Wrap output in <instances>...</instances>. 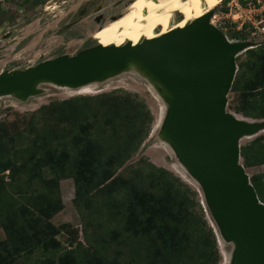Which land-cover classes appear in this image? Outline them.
Here are the masks:
<instances>
[{
  "label": "rangeland",
  "instance_id": "1",
  "mask_svg": "<svg viewBox=\"0 0 264 264\" xmlns=\"http://www.w3.org/2000/svg\"><path fill=\"white\" fill-rule=\"evenodd\" d=\"M132 1L0 0V73L23 71L61 55L73 56L100 45L101 41L113 44L109 37L104 39L96 37L99 29L92 34L94 38L101 41L91 38L90 32L119 16ZM234 4L248 9L251 21L259 20L264 16V0L250 2L249 0H227L212 10L211 23L227 39L246 42L249 45L248 49L259 46L264 51V23L257 25V30L248 26L236 32V26L228 22L230 20L227 16L224 17V14L228 13V8L234 9ZM259 12H261L260 17L254 15ZM235 33H238L237 37L233 36ZM120 43L124 44V41ZM244 52L237 56L236 70L238 62L244 60ZM141 74L135 66H131L128 70L108 79L95 82L88 89L87 94L76 88L64 90L50 84H41L37 86L40 92L24 101L15 96L1 98V145L10 153L18 152L19 154L21 151L20 159L23 160L25 157L23 148L26 149L29 141L33 139V129L38 130L39 134H42L43 127L50 128L54 134H59L63 130L67 137L66 143L74 135L81 137V134H91L90 139L102 135L103 142H105L106 134L111 137L112 142L108 143L113 149L104 156L105 160L101 161L97 157H92L95 155L92 153L83 159V165H86L91 176L86 175L84 187L87 189L93 185L95 178L106 177L105 175L111 172L117 175L116 180L101 193L82 195L77 202L72 201L73 180L70 178L59 180L58 189L62 208L48 218H42L43 222L50 224L53 238L60 243L62 249L67 247L65 241H70L77 232L76 238L88 251L86 255L93 254L92 259L94 257V260H99L100 256L105 255L109 261L116 264H135L133 257L139 248L140 240L136 239V236L123 233V226L129 218L132 223L141 224V228L138 227L140 232L148 231L150 235L148 223L150 219H146L150 208L145 207L144 214H141L143 217L136 216V211L139 209L138 206L136 207L138 199L135 198L133 202L128 203L125 193L131 191L141 196L143 191L145 193L142 196L150 199V203L142 202V207L155 204L156 214L167 219L171 227L174 226L173 221L177 222L181 217L179 213L181 211L187 214V225L191 228H194L192 223L201 224V219L204 220V241L201 244V250L205 258L202 264H228L232 244L224 242L220 237L209 215L199 185L178 160L172 147L159 137L161 124L159 126L158 122L161 120L162 113L164 118L165 103L157 85L146 79L147 76L144 73L145 77ZM160 92L165 95L161 88ZM123 94L128 95L124 97V100H119V95L122 97ZM103 95L113 96L107 98L106 105H102ZM78 97L100 98L74 103L73 100ZM235 97L236 95L228 92L227 110ZM65 101L72 102L76 107L64 108L62 102ZM48 105L50 107L47 109L37 110ZM71 108L79 111L76 117L81 119L75 121L74 125L71 123L72 127L76 128L74 133L68 130L67 124L63 122L60 124L61 121L58 118L59 114L67 113ZM111 125H115V128L109 132L107 129ZM103 127H105L104 132H98L97 129H103ZM258 135H263L262 141H264V133L261 132ZM122 138L125 142L121 140ZM253 138L242 139L240 146L249 143ZM51 147L58 154L60 152L68 154V160L73 162L74 155L68 147H62L56 142L51 143ZM9 157L13 159L12 155ZM41 158L42 154L36 155V161L41 167L40 176L44 179L52 177L50 166L46 164L45 159ZM14 161L20 163L18 159ZM123 162V166L115 170V165ZM151 166L161 169L163 173H152L149 169ZM244 171L250 177L256 173H264V166L244 169ZM7 175V172L3 173L5 182L3 193L15 194V191H18L13 197H17L19 193L22 194L18 200L25 205L30 203L27 199L30 197L44 205L42 199L44 196L47 197V202H53V195L41 191L36 179L29 183L26 173L17 172L14 182L9 181ZM161 186L164 188L161 189ZM158 190L162 192L160 197L157 196ZM108 198H111L113 202L110 208L105 206ZM158 201L161 202L159 205ZM179 223L182 226L185 224L184 221ZM188 233L189 229L185 230V234ZM143 236L142 239L148 242L146 235L143 234ZM4 239V233L0 228V242ZM84 239L87 240V244ZM97 251L100 255H95ZM74 254L77 259H83L85 253L75 251ZM29 259V261L19 259L16 264H38L39 252L34 251Z\"/></svg>",
  "mask_w": 264,
  "mask_h": 264
},
{
  "label": "water",
  "instance_id": "2",
  "mask_svg": "<svg viewBox=\"0 0 264 264\" xmlns=\"http://www.w3.org/2000/svg\"><path fill=\"white\" fill-rule=\"evenodd\" d=\"M211 13L136 46H93L23 71L0 73V96L24 101L40 92L41 83L80 87L137 63L165 103L159 137L199 185L220 237L232 244L228 264H264V204L239 156L240 141L264 132V121L237 116L226 108L235 58L249 45L227 43L210 25Z\"/></svg>",
  "mask_w": 264,
  "mask_h": 264
},
{
  "label": "trees",
  "instance_id": "3",
  "mask_svg": "<svg viewBox=\"0 0 264 264\" xmlns=\"http://www.w3.org/2000/svg\"><path fill=\"white\" fill-rule=\"evenodd\" d=\"M227 0L223 1V4ZM240 34V33H239ZM238 36V33L233 35ZM238 57L235 58V61ZM229 93L236 95L232 104L228 105V109L236 115H240L243 118L250 120H262L264 119V51L259 47L254 49H247L244 52V60L238 62L237 70L233 78ZM128 94L119 95V100H124V97ZM113 96L103 95L101 97L102 105L107 104V98ZM100 97H78L73 100L74 103L78 101H88L90 99H99ZM64 108L76 107L70 101L62 102ZM48 106H42L38 108L47 109ZM122 108V103H120ZM98 109V108H97ZM96 109V110H97ZM75 108L69 109L67 113L59 114L58 118L68 125V130L72 133L76 132V128L72 127L75 121L81 120L76 117L79 113ZM117 120V119H116ZM72 123V124H71ZM105 126V124H104ZM123 126V125H121ZM33 127V125H30ZM103 129L98 128V132L103 133ZM115 128V125L108 127V131L111 132ZM75 129V131H74ZM33 139L27 144V148H23L25 154L24 159L21 160V151L12 152L6 150L1 145L0 141V228L2 229L5 239L0 242V264H16L19 259L29 261L30 255L36 251L39 252L38 264H116L113 261H109L107 256H100L99 260L92 259L91 253L88 254L86 248H83L76 238L77 232L72 236L71 240L65 241L67 247L61 248L60 243L53 238V232L50 229L48 222H43L42 218H48L51 214L60 211L62 204L59 198L58 182L61 179L70 178L73 180L74 196L72 201L77 202L82 195H88L90 193L99 194L108 188L112 182L116 180L117 175L115 172L108 173L106 177L98 176L95 178L93 185L85 189L86 175L91 177L87 171L86 165H83V159L90 153L95 154L92 157L103 159L104 156L110 152L113 147L108 142H112L109 135L106 134L105 142H103L102 135H98L94 139H90L92 136L82 135L81 137H74L65 142L67 138L64 131H60L59 134H54L48 127L42 128V134H39L38 130L33 129ZM264 133V132H263ZM263 135H258L253 138L249 143L240 146L239 156L241 159V165L244 169H250L255 167H261L264 165V141H262ZM123 142V138L121 139ZM56 142L62 147H68L73 152V162L68 160V154L64 152L56 153L51 147V143ZM63 149H61L62 151ZM18 151V150H17ZM41 155V159L46 160L51 170L52 177L42 178L40 176L41 167L36 161V155ZM12 155L13 159H9ZM17 157L14 158V156ZM61 157H60V156ZM109 157V156H108ZM19 160L20 163H16L14 160ZM111 165V163H108ZM123 163H117L115 170L121 168ZM153 173L162 172L161 169L149 168ZM7 172L9 181L15 180L17 172L26 173L28 175V182L31 183L33 179H36L39 183V189L46 194L53 195V202H47V197H42L45 205L39 201H35L32 197L27 198L30 203L25 205L18 198L22 197V194H8L5 190V182L3 180V173ZM249 182L253 187L256 196L262 204H264V173H256L249 177ZM121 189V187H119ZM164 186H161L163 189ZM125 189V188H124ZM157 196H161V190L157 191ZM139 193V192H138ZM145 192L142 191V195ZM126 201L128 203L133 202L137 198L136 207L139 208L136 211V216L143 213L145 207L150 208L148 218L149 228L151 230L150 235L148 231L140 232L141 224L136 225L132 223L131 219L124 223L123 233L136 236L139 239V248L134 253L133 263L137 264H202L204 261L203 251L201 250V244L203 243L204 232V220L201 219V224L192 223L194 228L187 225V214L184 211L179 212L181 217L178 221H173L174 226H170L169 221L164 217H160L156 214V205L147 204L142 207V202L149 201L145 196H138L131 191L125 193ZM150 195V194H149ZM151 196V195H150ZM149 196V198H150ZM150 203V201L148 202ZM161 202L158 201L159 205ZM113 204L112 199L108 198L105 206L110 208ZM142 207V208H141ZM142 210V212H141ZM183 210V209H182ZM143 217V216H142ZM180 221H184L182 226ZM138 222V221H137ZM137 227V229H135ZM139 227V228H138ZM189 229V233L185 234V230ZM149 230V231H150ZM210 232V231H209ZM140 234V235H139ZM146 235L148 242H145L142 238ZM192 238V239H190ZM86 240V239H84ZM141 242V243H140ZM87 244V240H86ZM144 246V248H143ZM80 251L84 254L83 259H77L74 252ZM59 252V253H58ZM58 253V254H57ZM57 255V256H55ZM95 255H100L97 251ZM90 257L92 259H87ZM27 258V259H26Z\"/></svg>",
  "mask_w": 264,
  "mask_h": 264
},
{
  "label": "bare ground",
  "instance_id": "4",
  "mask_svg": "<svg viewBox=\"0 0 264 264\" xmlns=\"http://www.w3.org/2000/svg\"><path fill=\"white\" fill-rule=\"evenodd\" d=\"M223 1L224 0H134L123 9L118 17L105 22L96 33L98 39L109 37L113 44L101 42L99 43L100 45L97 46L121 47L125 44L131 46L139 45L144 41L158 38L172 30L187 26L211 12ZM209 23L214 26L211 23V19H209ZM121 41H124V44H121ZM131 66H135L140 73H143L141 71V66L133 61L128 64L125 70H128ZM94 83L95 82L75 88L87 94L89 93L88 89H90L92 87L91 85ZM52 86L64 90L73 89L71 87ZM3 97L5 96H0V99ZM162 116L161 120H158L160 122H158L159 126L162 124Z\"/></svg>",
  "mask_w": 264,
  "mask_h": 264
},
{
  "label": "built area",
  "instance_id": "5",
  "mask_svg": "<svg viewBox=\"0 0 264 264\" xmlns=\"http://www.w3.org/2000/svg\"><path fill=\"white\" fill-rule=\"evenodd\" d=\"M250 1L251 0H249V2ZM233 8H234L233 10L231 7L228 8V13L227 14L225 13L224 17L227 16L230 20L228 22L231 25L236 26V32H240L244 27H248V26H251V28H254L255 30H257V25L264 23V16L262 18H260L259 20L253 19V21H251L252 18L249 17V12L247 11L248 9H243V8L239 7L237 4H234ZM260 14H261V12H259V14L254 13L255 16H259V17L261 16ZM212 18H214V17H212ZM224 38L227 41V43H229V44L242 42V41H239L236 39H233V40L227 39L225 36H224Z\"/></svg>",
  "mask_w": 264,
  "mask_h": 264
},
{
  "label": "flooded vegetation",
  "instance_id": "6",
  "mask_svg": "<svg viewBox=\"0 0 264 264\" xmlns=\"http://www.w3.org/2000/svg\"><path fill=\"white\" fill-rule=\"evenodd\" d=\"M133 1H134V0H133ZM133 1H132V2H133ZM132 2H131V3H132ZM131 3H130V4H131ZM120 14H121V13H120ZM117 17H118V16H117ZM115 18H116V17H115ZM102 25H103V24H102ZM102 25H101V26H102ZM101 26L95 28L94 31L90 32V37L93 38L94 40H98V39L94 38L92 33L95 32L96 30H98ZM98 41H101V40H98ZM101 42H102V41H101Z\"/></svg>",
  "mask_w": 264,
  "mask_h": 264
},
{
  "label": "clouds",
  "instance_id": "7",
  "mask_svg": "<svg viewBox=\"0 0 264 264\" xmlns=\"http://www.w3.org/2000/svg\"><path fill=\"white\" fill-rule=\"evenodd\" d=\"M245 1H247V0H245Z\"/></svg>",
  "mask_w": 264,
  "mask_h": 264
},
{
  "label": "crops",
  "instance_id": "8",
  "mask_svg": "<svg viewBox=\"0 0 264 264\" xmlns=\"http://www.w3.org/2000/svg\"><path fill=\"white\" fill-rule=\"evenodd\" d=\"M264 166V165H263ZM262 167V166H261Z\"/></svg>",
  "mask_w": 264,
  "mask_h": 264
}]
</instances>
